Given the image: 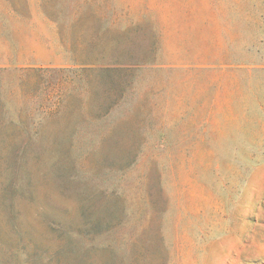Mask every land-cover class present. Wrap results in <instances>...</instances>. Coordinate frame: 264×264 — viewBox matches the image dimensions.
I'll use <instances>...</instances> for the list:
<instances>
[{"label": "rangeland", "instance_id": "obj_1", "mask_svg": "<svg viewBox=\"0 0 264 264\" xmlns=\"http://www.w3.org/2000/svg\"><path fill=\"white\" fill-rule=\"evenodd\" d=\"M0 264H264V0H0Z\"/></svg>", "mask_w": 264, "mask_h": 264}, {"label": "trees", "instance_id": "obj_2", "mask_svg": "<svg viewBox=\"0 0 264 264\" xmlns=\"http://www.w3.org/2000/svg\"><path fill=\"white\" fill-rule=\"evenodd\" d=\"M108 70V71H116V70H119V69H117V68H113V67H105V68H103V67H101V68H94V74H92L91 76H93V78L92 79H89V81L91 82L92 80H96L99 76H101V71L102 70ZM89 70H92V69H89ZM117 76H114V77H112L111 76V81H110V84L112 85V87H113V89L112 90H114V87H115V85L117 84ZM88 81V82H89ZM93 88L94 89H98L96 86H93ZM116 88V87H115ZM112 90H110V91H112ZM107 97H108V95H106ZM106 99L104 100L103 99V101H101V104H103L104 102L106 103ZM101 104H99L98 103V105H100L99 107H102V105ZM105 105V104H104Z\"/></svg>", "mask_w": 264, "mask_h": 264}, {"label": "crops", "instance_id": "obj_3", "mask_svg": "<svg viewBox=\"0 0 264 264\" xmlns=\"http://www.w3.org/2000/svg\"><path fill=\"white\" fill-rule=\"evenodd\" d=\"M34 51V50H33Z\"/></svg>", "mask_w": 264, "mask_h": 264}]
</instances>
